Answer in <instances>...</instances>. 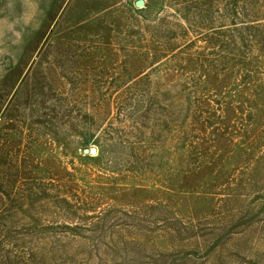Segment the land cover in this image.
<instances>
[{"label": "rangeland", "instance_id": "374dc122", "mask_svg": "<svg viewBox=\"0 0 264 264\" xmlns=\"http://www.w3.org/2000/svg\"><path fill=\"white\" fill-rule=\"evenodd\" d=\"M137 1L0 0V264H264V0Z\"/></svg>", "mask_w": 264, "mask_h": 264}, {"label": "water", "instance_id": "95a60500", "mask_svg": "<svg viewBox=\"0 0 264 264\" xmlns=\"http://www.w3.org/2000/svg\"><path fill=\"white\" fill-rule=\"evenodd\" d=\"M143 5H144V3H143V1H141V0H138V1L135 3V6H136V7H141V6H143ZM84 152H85V153L90 152L91 154H94V150H90V151L85 150Z\"/></svg>", "mask_w": 264, "mask_h": 264}]
</instances>
